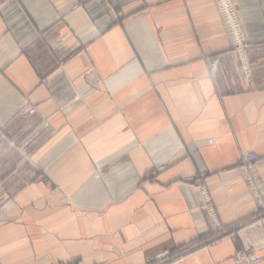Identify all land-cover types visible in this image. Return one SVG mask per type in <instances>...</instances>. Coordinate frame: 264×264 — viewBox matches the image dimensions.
<instances>
[{"label":"crops","instance_id":"crops-1","mask_svg":"<svg viewBox=\"0 0 264 264\" xmlns=\"http://www.w3.org/2000/svg\"><path fill=\"white\" fill-rule=\"evenodd\" d=\"M4 0L0 264H264V0ZM236 231L214 240L200 196Z\"/></svg>","mask_w":264,"mask_h":264},{"label":"built area","instance_id":"built-area-1","mask_svg":"<svg viewBox=\"0 0 264 264\" xmlns=\"http://www.w3.org/2000/svg\"><path fill=\"white\" fill-rule=\"evenodd\" d=\"M3 1L4 0H0V5ZM216 2L231 41L234 46L242 52L247 41L241 28V23L233 0H216ZM257 161L258 156L256 154H244L240 161V167L257 203L259 204V207L264 210V185L257 173ZM200 196L203 208L207 211L210 222H212V225L216 228V230H222V224L217 216L210 194L204 186L201 187ZM169 255V252H164L158 254L156 257L164 258ZM236 262L237 264H258L260 262V258L254 253L252 248L247 247L238 253Z\"/></svg>","mask_w":264,"mask_h":264},{"label":"rangeland","instance_id":"rangeland-1","mask_svg":"<svg viewBox=\"0 0 264 264\" xmlns=\"http://www.w3.org/2000/svg\"><path fill=\"white\" fill-rule=\"evenodd\" d=\"M256 165H257V163H256ZM258 206H259V204H258ZM261 211L264 212L263 209H261ZM210 224H211V228L213 230V238H214V240L223 238L225 236H229V235L233 234L236 231V229L227 228L226 226H224V224L222 222H221L222 230L221 229L216 230V228L212 225V222H210ZM195 249L196 248L194 246H189L188 248L183 249L184 251H180V252L178 251V252H175V253H173L171 251H168V250L167 251H163L161 253L169 252L170 255L167 256V257H164V258H157L156 257L158 255L157 254L155 257L148 259L146 264H170L172 262L184 259V257H186L189 253H191V251H193ZM243 250H241V251H243ZM241 251H239V252H241ZM238 253L236 254L235 260L237 258Z\"/></svg>","mask_w":264,"mask_h":264}]
</instances>
